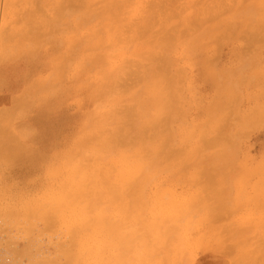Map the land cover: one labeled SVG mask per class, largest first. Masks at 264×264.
I'll return each instance as SVG.
<instances>
[{
  "label": "rangeland",
  "instance_id": "obj_1",
  "mask_svg": "<svg viewBox=\"0 0 264 264\" xmlns=\"http://www.w3.org/2000/svg\"><path fill=\"white\" fill-rule=\"evenodd\" d=\"M111 1L0 0V264H67L65 248L79 263L113 264L122 235L133 226L148 237L152 223L162 232L148 237L154 264L163 255L174 264H264L262 0H114L118 9ZM157 85L162 105L150 106ZM114 133L127 143L117 134L119 145L95 146ZM154 149L163 152L155 166L140 169ZM142 174L141 197L124 186L128 197L108 200L90 185L96 175L119 186ZM79 182L88 202L65 196ZM133 198L141 202L126 217ZM97 213L116 228L92 222ZM79 243L97 254H77Z\"/></svg>",
  "mask_w": 264,
  "mask_h": 264
},
{
  "label": "bare ground",
  "instance_id": "obj_2",
  "mask_svg": "<svg viewBox=\"0 0 264 264\" xmlns=\"http://www.w3.org/2000/svg\"><path fill=\"white\" fill-rule=\"evenodd\" d=\"M34 1V0H33ZM40 1V0H39ZM49 1V0H48ZM78 1V0H77ZM114 0H112L111 1V3H112V5H113V7H114V9H118L117 7H115V5H116V3L115 2H113ZM124 1H126V0H123L122 2H124ZM128 1V0H127ZM152 1V0H151ZM60 2V1H59ZM59 2H57V0H56V3L58 4ZM64 2V1H63ZM219 2V1H218ZM80 3V2H79ZM127 3V2H126ZM129 3V2H128ZM196 3V2H195ZM201 3V2H200ZM46 4V3H45ZM94 4V3H93ZM130 4V3H129ZM149 4V3H148ZM187 4V3H186ZM219 4V3H218ZM60 5V4H59ZM63 6H64V4H62ZM79 5V4H78ZM127 5V4H126ZM145 5V4H144ZM156 5V4H155ZM198 5V4H197ZM203 5V4H202ZM45 6V5H44ZM51 6V5H50ZM92 6V5H91ZM118 6V5H117ZM128 6V5H127ZM56 7H58V6H56ZM126 7V6H125ZM53 8V7H52ZM75 8V7H74ZM197 8H198V6H197ZM205 8V7H204ZM203 8V9H204ZM221 8V7H220ZM228 8V7H227ZM57 9V8H56ZM76 9V8H75ZM89 9V8H88ZM111 8H109V10H110ZM50 10V9H49ZM52 10V9H51ZM195 10V9H194ZM198 10V9H197ZM200 10V9H199ZM36 11V10H35ZM60 11V10H59ZM64 11V10H63ZM89 11V10H88ZM123 11H125V10H123ZM142 11V10H141ZM25 11H23V13H24ZM34 12V11H33ZM54 12V11H53ZM93 12V11H92ZM127 12V11H126ZM148 12V11H147ZM153 12V11H152ZM194 12V11H193ZM199 12V11H198ZM210 12V11H209ZM5 13V12H4ZM54 13H56V12H54ZM58 13V12H57ZM63 13V12H62ZM85 13V12H84ZM125 13V12H124ZM149 13V12H148ZM207 13V12H206ZM27 14H28V12H27ZM38 14V13H37ZM36 14V15H37ZM97 14V13H96ZM95 14V15H96ZM16 15V14H15ZM32 15V14H31ZM118 15H120V14H118ZM191 15V14H190ZM26 16V15H25ZM30 16V15H29ZM63 16V15H62ZM93 16V15H92ZM98 15H96V17H97ZM151 16H153V15H151ZM197 16V15H196ZM22 17H23V15H22ZM38 17V16H37ZM138 17V16H137ZM198 17V16H197ZM189 18V17H188ZM194 18V17H193ZM15 19V18H14ZM25 19H27L28 20V17L27 18H25ZM42 19H44L45 20V18H42ZM51 19V18H50ZM53 19V18H52ZM151 19V18H150ZM195 19V18H194ZM193 19V20H194ZM26 20V21H27ZM30 20V19H29ZM32 20H33V18H32ZM36 20V19H35ZM34 20V21H35ZM139 20V19H138ZM161 20H163V19H161ZM197 20V19H196ZM140 21V20H139ZM189 21V20H188ZM53 22H55V21H53ZM192 22H194V21H192ZM197 22V21H196ZM43 23V22H42ZM51 23H52V20H51ZM155 23V22H154ZM190 23H191V21H190ZM195 23V22H194ZM201 23V22H200ZM129 24V23H128ZM151 24V23H150ZM198 24V23H197ZM261 24V23H260ZM264 24V23H263ZM42 25V24H41ZM124 25V24H123ZM144 25V24H143ZM194 25V24H193ZM154 26V25H153ZM144 27V26H143ZM230 27V26H229ZM262 27V26H261ZM134 28H136V27H134ZM140 28V27H139ZM142 28V27H141ZM140 28V29H141ZM3 29V28H2ZM118 29V28H117ZM159 29H161V28H159ZM229 29V28H228ZM262 29V28H261ZM264 29V28H263ZM6 30V29H5ZM7 30H9V29H7ZM12 31H14L13 29H12ZM33 31H34V29H33ZM118 31V30H117ZM137 31V30H136ZM142 31V30H141ZM169 31V30H168ZM176 31V30H175ZM3 32V31H2ZM115 32V31H114ZM121 32V31H120ZM138 32V31H137ZM140 32V31H139ZM138 32V33H139ZM249 32H251V31H249ZM263 32V31H262ZM14 33V32H13ZM111 33V32H110ZM148 33V32H147ZM158 33H159V31H158ZM157 33V34H158ZM165 33V32H164ZM17 33H15V35H16ZM26 34H27V32H26ZM34 34V33H33ZM99 34V33H98ZM140 34V33H139ZM261 34V33H260ZM19 35V34H18ZM17 35V36H18ZM118 35V34H117ZM257 35V34H256ZM6 36V35H5ZM8 36H9V33H8ZM22 36H24V37H26L25 35H22ZM31 36V35H30ZM30 36H29V38H30ZM97 36V35H96ZM125 36V35H124ZM258 36V35H257ZM256 36V37H257ZM1 37V36H0ZM10 37V36H9ZM13 36H11V38H12ZM14 37H16V36H14ZM23 37V38H24ZM33 37V36H32ZM175 37V36H174ZM262 37H263V35H262ZM19 38V37H18ZM21 38V37H20ZM118 38V37H117ZM116 38V39H117ZM32 39V38H31ZM104 39V38H103ZM122 39V38H121ZM3 40V39H2ZM92 40V39H91ZM118 40H119V38H118ZM117 40V41H118ZM4 41V40H3ZM6 41V40H5ZM82 41V40H81ZM121 41V40H120ZM119 41V42H120ZM126 41V40H125ZM31 42V41H30ZM98 43V42H97ZM122 43V42H121ZM22 44V43H21ZM117 44V43H116ZM99 46H100V44H99ZM104 46V45H103ZM115 47V46H114ZM73 48V47H72ZM95 49V48H94ZM101 49V48H100ZM90 50V49H89ZM88 50V51H89ZM93 50V49H92ZM96 50H97V48H96ZM103 50V49H102ZM1 51V50H0ZM114 51V50H113ZM162 55V54H161ZM107 56V55H106ZM104 55H102V59H103V62L105 61L104 60ZM158 57H160L159 55H158ZM117 58V57H116ZM155 59H157V58H155ZM160 59V58H159ZM165 59V58H164ZM154 60V59H153ZM110 61V60H109ZM112 62V61H111ZM127 63V62H126ZM160 63V62H159ZM164 64V63H163ZM123 65H125V64H123ZM152 65V64H151ZM159 65V64H158ZM153 66V65H152ZM112 67V66H111ZM133 67V66H132ZM55 70V69H54ZM61 70V69H60ZM103 70V69H102ZM159 70V69H158ZM164 70H165V68H164ZM163 70V71H164ZM122 71V70H121ZM112 72V71H111ZM161 72V71H160ZM167 72V71H166ZM56 73V72H55ZM150 73V72H149ZM154 73V72H153ZM164 74L162 75V76H164V75H166L165 74V72H163ZM61 74V73H60ZM152 74V73H151ZM157 74V73H156ZM55 75V74H54ZM161 75V74H160ZM117 76V75H116ZM129 76V75H128ZM138 76V75H137ZM157 76H159L158 74H157ZM156 76V77H157ZM162 76H161V78H162ZM168 76V75H167ZM56 77V76H55ZM111 77V76H110ZM115 77V76H114ZM145 78V77H144ZM165 78V77H164ZM163 78V79H164ZM169 78V77H168ZM58 79V78H57ZM112 79V78H111ZM162 79V80H163ZM59 80V79H58ZM166 80V79H165ZM169 80V79H168ZM227 80V79H226ZM54 81V80H53ZM52 81V82H53ZM113 81H115V80H113ZM112 81V82H113ZM116 81H117V79H116ZM152 81V80H151ZM155 81V80H154ZM58 82V81H57ZM156 82V81H155ZM160 82V81H159ZM166 82V81H165ZM164 82V83H165ZM168 82V81H167ZM163 83V82H162ZM44 84V83H43ZM116 84V83H115ZM42 85V84H41ZM108 85H109V83H108ZM107 85V86H108ZM112 85V84H111ZM155 85V84H154ZM118 86V85H117ZM153 86V85H152ZM151 86V87H152ZM119 87V86H118ZM150 87V88H151ZM103 88V87H102ZM106 88V87H105ZM110 88V87H109ZM114 88V87H113ZM154 88V87H153ZM117 90H118V88H116ZM120 89V88H119ZM110 91H111V89H109ZM113 90V89H112ZM148 90V89H147ZM152 90V92H153V94H152V98H153V101L150 103V106L152 105V106H158L159 104H161L162 102V98L160 97V88H159V86L157 85L156 87H155V89H151ZM100 92V91H99ZM98 92V93H99ZM151 92V91H150ZM106 93V92H105ZM112 93H114L113 91H112ZM115 93H117V92H115ZM114 93V94H115ZM107 94V93H106ZM105 94V95H106ZM108 95H110L109 93H108ZM116 95V94H115ZM103 96V95H102ZM105 97H107V96H105ZM114 97V96H113ZM108 98V97H107ZM106 98V99H107ZM151 98V99H152ZM159 98V99H158ZM103 99V98H102ZM111 99V98H110ZM229 99V98H228ZM112 100V99H111ZM130 101V100H129ZM146 101V100H145ZM118 102V101H117ZM161 102V103H160ZM163 103H164V99H163ZM138 104H139V102H138ZM141 104L142 103H140V106H141ZM149 104V103H148ZM114 105H115V103H114ZM124 105V104H123ZM162 105V104H161ZM126 106L127 105H125V108H126ZM131 106V105H130ZM134 106H136V105H134ZM134 106H132V109L134 108ZM139 106V105H138ZM147 106H149V105H147ZM128 108V107H127ZM127 108H126V111H127ZM137 108V107H136ZM149 108V107H148ZM141 109V108H140ZM144 109V108H143ZM147 109V108H146ZM8 110V109H7ZM134 110H135V108H134ZM133 110V111H134ZM142 110V109H141ZM145 110V109H144ZM144 110H142L143 112H144ZM3 111H5V110H3ZM121 111H125V109L123 110V109H121ZM130 111H131V108H130ZM129 111V112H130ZM136 111H138V110H135L134 112L136 113ZM111 112V111H110ZM119 112V111H118ZM134 112H130L131 114H135ZM141 112V111H140ZM3 113V112H2ZM5 114V113H4ZM9 114V113H8ZM115 114H116V112H115ZM125 114V113H124ZM137 114V113H136ZM135 114V115H136ZM141 114H142V112H141ZM140 114V115H141ZM145 114H146V112H145ZM105 115V114H104ZM121 115H123V114H121ZM127 115V116H126ZM134 115V116H135ZM2 116H4V115H2ZM82 116V115H81ZM109 116H110V114H109ZM109 116H107L106 118H109ZM127 117V123H128V121H131L132 120V122L134 121L133 119H131L132 117H130V115H129V113L128 114H125V118ZM128 117L131 119V120H128ZM144 117V116H143ZM150 117V116H149ZM111 118V117H110ZM148 118V117H147ZM163 118V117H162ZM1 119V118H0ZM9 119H10V117H9ZM122 119V117L120 118V120ZM135 119H137V117H135ZM161 119V118H160ZM2 120V119H1ZM113 120V119H112ZM123 121V120H122ZM143 121H146V120H143ZM160 121V120H159ZM161 121H164V118L163 119H161ZM100 122V121H99ZM112 122V121H111ZM124 122H125V120H124ZM123 122V123H124ZM135 122V121H134ZM165 122V121H164ZM112 123H114V122H112ZM117 123H118V121H117ZM123 123H122V125H120V126H122L123 128L125 127V125H127V124H125V125H123ZM130 123V122H129ZM143 123V122H142ZM146 123V122H145ZM151 123V122H150ZM111 124V123H110ZM109 124V125H110ZM115 124V123H114ZM120 124V123H119ZM152 124H154V123H152ZM7 125V124H6ZM83 125V124H82ZM117 125V124H116ZM141 125H143V124H141ZM99 126V125H98ZM97 126V127H98ZM106 126V125H105ZM128 126L130 127V124H128ZM150 126V125H149ZM152 126V125H151ZM162 126V125H161ZM4 127V126H3ZM2 127V128H3ZM102 127V126H101ZM114 127H115V125H114ZM119 127V126H118ZM122 127H120V129H121V131H123L122 130ZM128 127V128H129ZM133 127H135V126H133ZM143 126H141V128H142ZM157 127V125L155 126L154 125V130L155 129H157L156 128ZM158 127H159V125H158ZM163 127H164V125H163ZM136 128V127H135ZM134 128V129H135ZM138 128H140V127H138ZM149 128V127H148ZM152 128V129H153ZM165 128V127H164ZM115 129H116V127H115ZM117 129H119V128H117ZM119 129V130H120ZM137 129V128H136ZM135 129V130H136ZM144 129V128H143ZM146 129V128H145ZM144 129V131H147V130H145ZM162 129V128H161ZM96 130V129H95ZM101 130V128L97 131V132H99ZM126 130V129H125ZM109 131V130H108ZM118 132L119 134H122L123 135V133L122 132ZM152 131V130H151ZM87 132V131H86ZM96 132V131H95ZM106 132V131H105ZM110 132V131H109ZM127 132V131H126ZM116 133V132H115ZM115 133H114V136H110V138H108V137H101L100 139H97L98 140V143H99V145H95L96 147H100V146H108L109 144H112V143H114V145L117 143H119V142H121V141H124L125 139H126V137L124 138L122 135V137H123V139L121 140V136H119V134H118V138H116V139H120L121 141H115V136L117 135H115ZM125 133V132H124ZM128 133H130L129 131H128ZM132 133V132H131ZM140 133V132H139ZM100 134V133H99ZM103 134V133H102ZM112 134V133H111ZM141 134H142V130H141ZM140 134V135H141ZM150 134H152V133H150ZM96 135H97V133H96ZM105 135H106V133H105ZM125 135H126V133H125ZM124 135V136H125ZM156 135H157V133H156ZM155 134L153 135V136H156ZM160 135V134H159ZM129 136H131V134H129ZM143 136V135H142ZM146 137H145V141H146V143H148L147 142V139H149V137L151 136H147V135H145ZM152 136V137H153ZM169 136V135H168ZM95 137V136H94ZM97 138H98V136H96ZM99 137H100V135H99ZM150 138V139H154V137L153 138ZM157 137V136H156ZM165 137V136H164ZM167 137V136H166ZM217 137V136H216ZM91 138V137H90ZM128 138V137H127ZM133 138H135V136L133 137ZM138 138H139V136H138ZM85 139H87V138H85ZM150 139L148 140V141H150ZM168 139V138H167ZM15 140V139H14ZM88 140V139H87ZM89 140H91V139H89ZM88 140V141H89ZM158 140V139H157ZM160 140V139H159ZM162 140V139H161ZM212 140H214V139H212ZM10 141V140H9ZM92 141V140H91ZM126 141V140H125ZM123 142V144L124 143H127V142ZM137 141V140H136ZM164 141V140H163ZM163 141H161V142H163ZM116 142V143H115ZM154 142V141H153ZM156 142V141H155ZM159 142V141H158ZM2 143H5V142H2ZM87 143H89V142H87ZM9 144H12L11 142L9 143ZM140 144V143H139ZM162 144H164V143H162ZM6 145V144H5ZM94 145V144H93ZM119 145V144H118ZM127 145V144H126ZM130 145V144H129ZM142 145V144H141ZM144 145V144H143ZM161 145V144H160ZM159 145V146H160ZM166 145V144H165ZM1 146V145H0ZM18 146H20V144L18 145ZM18 146H16V147H14L15 148V150L13 149V151L16 153V148L18 147ZM123 146V145H122ZM150 146V145H149ZM5 147V146H4ZM95 147V148H96ZM154 147V146H153ZM152 147V148H153ZM13 148V147H12ZM151 148V147H150ZM3 149V148H2ZM9 149H11V148H9ZM8 149V150H9ZM147 148L145 147V150H146ZM158 149V148H157ZM157 149H154V150H152L151 152H152V154L154 155V159L152 158V160L150 159V161L152 162L151 164H147V166L146 165H144V166H141V168L140 169H142V168H144V169H150L151 170V168L152 167H154L155 165H154V162H155V160L157 159V158H159L160 157V155H162L163 154V152L162 151H159V150H157ZM149 151H150V149H148ZM162 150H163V148H162ZM3 151V150H2ZM9 151H12V150H9ZM8 151V152H9ZM5 150H4V154H5ZM151 152L149 153V154H151ZM162 154H161V153ZM13 153V152H12ZM14 153V154H15ZM164 153H165V151H164ZM11 154V153H10ZM148 154V153H147ZM148 154V155H149ZM13 154H11V155H8L9 157H11ZM150 156V155H149ZM126 158H127V156H125ZM153 157V156H152ZM119 158V157H118ZM148 158V157H147ZM131 160V159H130ZM140 160H141V158H140ZM120 161V160H119ZM149 162V161H148ZM119 164V163H118ZM126 164V163H125ZM138 164V163H137ZM141 164H144V163H139L138 165H141ZM146 164V163H145ZM82 166V165H81ZM77 168V167H76ZM132 168V167H131ZM1 169V168H0ZM79 169H81V168H79ZM136 169V168H135ZM94 170V169H93ZM96 170V169H95ZM103 170V169H102ZM72 171H73V169H72ZM105 171H106V169H105ZM121 171H122V169H121ZM140 171V170H139ZM90 172V171H89ZM101 172H103L104 173V170L103 171H100V173ZM55 173H56V171H55ZM60 173V172H59ZM76 173V172H75ZM78 173H79V171H78ZM92 173V172H91ZM90 173V174H91ZM96 173H98L97 171H96ZM99 173V174H100ZM121 173V172H120ZM87 174H89V173H87ZM98 174V176H100ZM132 174V173H131ZM69 175V174H68ZM72 175V174H71ZM76 175V174H75ZM86 175V174H85ZM109 175V174H108ZM92 176V175H91ZM107 176V175H106ZM117 176V175H116ZM102 178L104 177V176H101ZM73 178V177H72ZM105 178V177H104ZM128 178V177H127ZM131 178V177H130ZM67 179V178H66ZM80 179H82V178H80ZM96 179H97V175H96V178H93V180H92V182H91V184L90 185H92L93 186V192H94V194L96 193V191H97V189H100V192L101 193H103V195H104V198L105 199H110L111 197H114V196H127L126 195V193L124 192V189L126 188V187H131V191H133V193L135 194V196H136V194H137V196H139V197H141V187H142V183H143V179H144V175L142 174V177H139V178H137L136 180L135 179H133L131 182H130V180H128L127 182H121L120 183V185L118 186V183H116V184H110V183H108V185L109 186H106L105 185V183L104 182H97L96 181ZM116 179H118V178H116ZM121 179H123V178H121ZM105 180V179H104ZM106 180H108V178H106ZM119 180V179H118ZM125 180V179H124ZM64 181V180H63ZM76 181V180H75ZM80 181V180H79ZM84 182V181H83ZM118 182V181H117ZM140 182H141V185H140V188L138 189V186H139V184H140ZM65 185V184H64ZM69 185H71V184H69ZM68 185V186H69ZM85 186V185H84ZM124 186H126V187H124ZM60 188V187H59ZM65 188V187H64ZM84 189L85 188H83V183H81V182H79L78 184H76L75 186H73L72 187V189L71 190H68L69 192H67V194H65V196H80V198L81 197H85L84 199L88 202L89 201V199H88V196H84ZM91 188L89 187V190H90ZM59 190V189H58ZM66 190V189H65ZM64 190V191H65ZM128 190V189H127ZM135 190H137V192L135 193ZM56 191V190H55ZM60 191V190H59ZM131 191L129 192V193H131ZM125 193V194H124ZM56 194V193H55ZM91 194V193H90ZM64 195V194H63ZM143 195V194H142ZM44 196V195H43ZM91 196V195H90ZM105 196H108V197H105ZM109 196H110V198H109ZM134 196V195H133ZM132 196V197H133ZM101 196H99L98 198H100ZM128 197V196H127ZM129 197H131V195H129ZM40 198V197H39ZM66 198V197H65ZM97 198V199H98ZM70 198L68 197V200H69ZM104 199V200H105ZM117 199V198H116ZM132 199V198H131ZM138 199V198H137ZM100 200V199H99ZM39 201V200H38ZM81 201V200H80ZM93 201V200H92ZM134 201V202H133ZM135 201L136 202H138L139 200H136V198H133V200H132V204H131V200L130 201H128L129 203H127V205L129 204V207L127 206V208H128V212L127 211H125L126 209H124V211H125V215L127 214H129V208H131L132 207V205L134 206V204H136L135 203ZM51 202V201H50ZM56 204L54 203L52 206H51V208L52 209H57L59 206H60V204H62V202L63 201H59V199H57L56 200ZM68 202V201H67ZM139 202H141V201H139ZM35 203V202H34ZM37 203V202H36ZM81 203V202H80ZM42 204V203H41ZM73 204V203H72ZM88 204V203H87ZM38 205H40V204H38ZM65 205V204H64ZM130 205H131V207H130ZM143 205V204H142ZM27 206V205H26ZM33 206H34V204H33ZM33 206H32V208H33ZM45 206V205H44ZM28 208V207H27ZM42 208V207H41ZM63 208V207H62ZM111 208V207H110ZM133 208V207H132ZM132 208L130 209V214H131V210H132ZM29 209V208H28ZM35 209V208H34ZM47 209V208H46ZM51 209V210H52ZM70 209V208H69ZM80 209V208H79ZM26 210V209H25ZM45 210V209H44ZM59 210V209H58ZM64 210V209H63ZM82 210H84V209H82ZM35 211V210H34ZM40 211V210H39ZM77 211V210H76ZM43 212V211H42ZM58 213V212H57ZM30 214V213H29ZM35 214V213H34ZM49 214V213H48ZM61 214V213H60ZM98 214V213H97ZM157 214V213H156ZM159 214V213H158ZM54 215V214H53ZM127 215H126V217H127ZM135 215H137V214H135ZM38 216H40V215H38ZM49 216V215H48ZM55 216V215H54ZM133 216V215H132ZM139 216V215H138ZM156 216V215H155ZM42 217V216H41ZM108 219L110 218V217H108V216H106ZM106 217H104V215H102L101 213L100 214H98L95 218H94V220L92 219V222H95V223H97V224H101V225H105L106 227H115L116 228V225L115 224H113L110 220H108ZM136 217V216H135ZM42 218H44V217H42ZM52 218V217H51ZM68 218V217H67ZM86 218V217H85ZM91 218V217H90ZM161 218V217H160ZM60 219V218H59ZM128 219H130V218H128ZM154 219V218H153ZM49 220V219H48ZM48 220H47V222H48ZM55 220H56V217H55ZM112 220V219H111ZM120 219H118V221H119ZM127 220V219H126ZM44 221H46V219L44 220ZM81 221V220H80ZM129 221V220H128ZM134 221V220H133ZM155 221V220H154ZM124 222V221H123ZM122 222V223H123ZM153 222V221H152ZM157 222V221H156ZM56 223V222H55ZM126 223V222H125ZM162 223V222H161ZM120 224H121V222H120ZM94 226H95V224H93ZM101 225H99V226H101ZM118 225V224H117ZM148 225V224H147ZM171 225V224H170ZM82 226V225H81ZM91 226V225H90ZM98 226V227H99ZM126 226V225H125ZM143 226V225H142ZM159 226L160 225H156V224H151L150 226H148L149 228H150V232L149 231H147V232H149L148 233V237L150 238V237H152L153 239H156V231L157 232H159V236L158 237H160V233H162V232H160L159 231ZM63 227H64V225H63ZM87 227V226H86ZM93 227V226H92ZM119 227V226H118ZM121 227V226H120ZM132 228H130V231L129 232H127V233H125L124 235H122V238H121V242H122V244H121V246H120V244L119 243H117V245L116 246H118L119 245V253L117 254V259H116V261H114L113 262V264H154L152 261H151V259L155 256V254L156 253H158V252H156V253H154V255H152L153 254V252H155V251H159V250H156L155 249V251H153L152 250V254H151V252L150 253H148L150 250L148 249L149 247H150V245L149 244H152L151 242L152 241H150L149 240V238L147 237V235L146 234H144V235H140V234H137V232L135 231V230H133V226H131ZM135 227V226H134ZM82 228V227H81ZM101 228V227H100ZM105 228V227H104ZM115 228H114V230H115ZM142 228V227H141ZM144 228V227H143ZM142 228V229H143ZM99 229V228H98ZM141 229V230H142ZM162 229V228H161ZM170 229V228H169ZM145 230V229H144ZM173 230V229H172ZM106 231H108V230H106ZM126 231H127V229H126ZM125 231V232H126ZM146 232V233H147ZM142 233V232H141ZM168 233V232H167ZM123 234V233H122ZM174 234V233H173ZM172 234V235H173ZM110 235V234H109ZM121 235V234H120ZM166 235V234H165ZM170 235V234H169ZM171 235V236H172ZM74 236V235H73ZM115 236V235H114ZM148 239H147V238ZM167 237V236H166ZM75 238V236L74 237H72V240ZM163 238V237H162ZM152 239V240H153ZM166 239V238H165ZM71 240V239H70ZM71 240V241H72ZM157 240V239H156ZM160 240V239H159ZM167 240V239H166ZM158 241V240H157ZM156 241V242H157ZM171 241V240H170ZM174 241V240H173ZM164 242V241H163ZM175 242H176V240H175ZM65 243H66V241H65ZM114 243V242H113ZM155 243V242H154ZM180 243V242H179ZM106 244V243H105ZM164 244V243H163ZM85 245V244H84ZM149 245V246H148ZM153 246H151V247H154L155 248V245L154 244H152ZM62 246V245H61ZM61 246H60V248H61ZM93 246V245H92ZM104 246V245H103ZM108 246V245H107ZM79 250L78 251H76V253L77 254H80L82 251H85V252H87L89 255H92V254H97V252H96V250L95 249H93L92 247H90V246H81V243H79ZM100 247V246H99ZM112 247V246H111ZM146 247H147V252H146ZM20 248V247H19ZM68 248H69V244H68ZM118 248V247H117ZM157 248V247H156ZM162 248V247H161ZM105 249V248H104ZM163 250V249H162ZM171 250V249H170ZM20 252H21V250H19ZM25 251V250H24ZM110 251V250H109ZM112 251V250H111ZM15 252H16V250H15ZM179 252V251H178ZM61 253H62V256H64V258H65V260L64 261H66V263L68 264V262H71V264H89V262L87 261V262H82V263H79L80 261L78 260V257H75V251L74 252H72V251H69L67 248H65L64 250L62 249V251H61ZM15 254H17V252L15 253ZM158 254H156V256H157ZM16 256V255H15ZM24 257V256H23ZM16 258H18V257H16ZM163 258H165L164 260H162V262H164V264H174L173 263V261H170L171 259H169L168 258V255H163ZM173 258V257H172ZM179 258V257H178ZM181 258V257H180ZM248 258V257H247ZM15 259V258H14ZM96 259V258H95ZM177 259V258H176ZM178 260V259H177ZM246 260V259H245ZM111 261V260H110ZM176 261V260H175ZM179 261V260H178ZM249 261V260H248ZM61 262V261H60ZM62 263V262H61ZM41 264V263H40ZM103 264V263H102ZM105 264H107V263H105ZM178 264H179V262H178Z\"/></svg>",
  "mask_w": 264,
  "mask_h": 264
},
{
  "label": "snow or ice",
  "instance_id": "obj_3",
  "mask_svg": "<svg viewBox=\"0 0 264 264\" xmlns=\"http://www.w3.org/2000/svg\"><path fill=\"white\" fill-rule=\"evenodd\" d=\"M262 10H264V0H262ZM262 20H264V17H262ZM261 196L264 197V188L261 189ZM262 214H264V207H262ZM65 227L68 233V238L71 239L75 233L76 225L68 224ZM68 264H71V262H68Z\"/></svg>",
  "mask_w": 264,
  "mask_h": 264
}]
</instances>
